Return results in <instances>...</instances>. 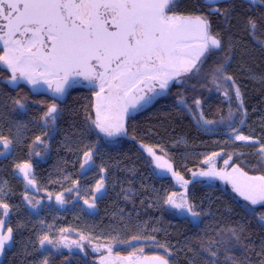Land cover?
Masks as SVG:
<instances>
[{
  "label": "snow or ice",
  "instance_id": "obj_1",
  "mask_svg": "<svg viewBox=\"0 0 264 264\" xmlns=\"http://www.w3.org/2000/svg\"><path fill=\"white\" fill-rule=\"evenodd\" d=\"M222 2L225 0H203L202 7L208 9L206 12L201 8L181 12L179 0H0V79L12 86L24 82L34 91H50L58 99H62L69 88L88 87L94 103L85 111L88 125L85 131L95 130L109 138L127 134L126 118L130 109L139 110L151 104L156 97L170 92L173 85L184 89L176 94L177 109L191 115L198 128L205 132L214 130L209 128L211 125H226L233 144L250 142L256 147L254 155L257 157L252 170L259 172L250 175L245 167L236 163L228 170L233 155H244L239 152L229 153L228 159L224 160L225 168L217 169L213 158L220 153L214 152L203 161L208 165L207 170L193 172V177L218 178L230 184L232 191L247 202L243 209L245 217L257 219L264 229V212L258 213L253 207L264 206V137L242 132L248 112L235 74L229 71L236 44L231 36L225 44L222 33L213 31L210 19L219 15L226 28L230 25L232 9H221L218 5ZM248 2L250 6L264 7V0ZM261 28H264V13L246 18L244 30L254 40ZM257 42L264 46V42ZM240 68L245 70L243 65ZM248 76L264 83V74L248 70ZM193 79L201 87L212 84L224 96L229 102L226 115L215 120L206 119L201 99L193 97L192 102H188L185 95L188 87L193 92L197 88L196 84H190ZM233 98L237 102L235 109L231 106ZM23 99H14L13 104L22 109L25 107ZM59 117L60 108L53 99L41 119L49 131H54ZM36 142L44 143L40 136L36 137ZM0 143L7 149L11 141L0 137ZM141 147L152 157L155 168L171 173L183 189L163 196V204L204 225L203 235L194 238L195 246L185 244L193 253L189 264H196L197 259L202 264H264V239L259 244L251 239L246 220H232L231 209L218 217L211 207L205 209L196 204L188 194L191 181L174 170L168 152L159 147L161 154L158 155L152 146ZM3 155L5 153L0 152V156ZM93 155V148L83 152L81 170L92 161ZM31 168V163L16 165L27 185L35 187ZM100 171L103 173L105 169ZM77 184L78 181H73V188ZM73 188L66 191L72 192ZM123 191L125 199H131V189ZM3 192V186H0V195ZM104 194V176H101L93 189L92 201L85 200L84 203L94 209L96 200ZM28 199L25 196V200ZM56 201L64 204L63 194H58ZM0 209H3L4 217L9 215V204L0 202ZM5 224L6 221L0 219V255L13 240V228L8 227L5 232ZM59 231L61 236L55 242L46 234L41 236L40 248L63 246L71 251L75 247L83 252L81 242L92 243L90 236L81 234L79 240H69L64 233L70 229ZM151 231L159 229L152 228ZM133 242L143 243L134 245ZM116 245H128L132 250L126 256L114 254ZM145 247L162 249L163 254L146 255ZM102 249L107 254L99 257V264H171L169 257L173 255L170 244L158 242L154 235L137 234L125 239L116 228L111 230L106 243L92 246L93 252ZM49 255H45L40 264H50Z\"/></svg>",
  "mask_w": 264,
  "mask_h": 264
},
{
  "label": "trees",
  "instance_id": "obj_2",
  "mask_svg": "<svg viewBox=\"0 0 264 264\" xmlns=\"http://www.w3.org/2000/svg\"><path fill=\"white\" fill-rule=\"evenodd\" d=\"M202 5L203 0H179L178 10L190 12L201 8L206 12L208 9ZM219 7L232 9L227 28L221 16L214 15L210 19L213 31L222 33L225 44L230 36L236 44L235 58L229 71L235 74L248 112L242 132L264 137V83L248 76V70L264 74V46L257 42H264V28L256 32L255 40L244 30L246 18L258 17L264 13V7L250 6L246 0H231ZM241 65L244 71H241ZM190 84H196L197 88L193 92L188 87L185 92L188 102L191 103L193 97L201 99L206 119L215 120L227 114L229 102L212 84L201 87L196 80ZM178 91L184 89L173 85L167 96L126 122L125 137L112 140L95 130L85 131L88 127L85 111L90 110L94 103L93 93L88 87H72L63 102L56 101L60 117L55 130L49 131L41 117L47 104L53 100L50 93L34 91L24 82L12 86L0 79V137L11 141L7 149L0 143V152L5 153L0 156V186L4 188L0 202L9 204V215L4 217L3 209H0V219L6 221L5 232L8 227L13 228L12 245L0 264H40L49 253L50 264H94L96 255L92 246L106 243L113 228L119 230L125 239L137 234L154 235L158 242L170 244L173 252L169 257L171 264H189L193 253L185 244L195 246L194 238L198 234L203 235L204 225L163 204V196L183 189L172 176L161 177L156 173L152 157L141 145L156 148L158 155L161 154L159 147H163L172 158L174 170L185 179L192 178L193 172L207 170L208 165L203 161L214 152L220 153L213 158L217 169L225 168L224 160L228 159L229 153L239 152L244 155H233L228 169L236 163L245 167L250 175L259 172L252 170L257 161L254 155L256 147L237 141L233 144L227 135L226 125H211L209 128L214 130L208 132L199 129L191 115L175 106ZM17 98H25L24 108L13 104ZM236 103L233 98V109ZM45 132L49 135L46 136ZM37 136L44 143L36 142ZM89 148H93V159L81 170L83 152ZM37 152L40 155H36ZM24 163L32 165L35 187L27 185L16 169L17 164ZM101 168L105 169L103 173ZM101 176H104L105 194L96 200V207L90 209L84 201H92L93 189ZM73 181H78L74 188ZM68 188H73V191L67 192ZM126 189H131V199H125L123 190ZM58 194H63L64 204L57 203ZM188 194L196 204L205 209L211 207L218 217L231 209L232 220L247 221L253 241L259 244L264 239V229L257 219L245 217L243 209L247 202L232 191L230 184L200 180L188 185ZM25 196L29 199L25 200ZM253 207L258 213L264 212V206ZM62 228L70 229L64 233L69 240H79L83 234L90 236L92 243L82 241L83 252L75 247L71 251L63 246L59 249L51 245L40 248L41 236L46 234L55 242L61 236L59 230ZM152 228L159 231L152 232ZM96 237L103 239L97 240ZM138 243L143 242H133L134 245ZM131 250L128 245H116L113 252L127 255ZM156 253L163 254V250L145 247L146 255ZM196 264H202V261L197 259Z\"/></svg>",
  "mask_w": 264,
  "mask_h": 264
},
{
  "label": "rangeland",
  "instance_id": "obj_3",
  "mask_svg": "<svg viewBox=\"0 0 264 264\" xmlns=\"http://www.w3.org/2000/svg\"><path fill=\"white\" fill-rule=\"evenodd\" d=\"M193 80H195V79H193ZM192 80V81H193ZM191 81V82H192ZM28 86H30V85H28ZM80 86H82V85H80ZM86 87V86H85ZM30 88H32L31 86H30ZM41 91H46V90H41ZM48 93H51L50 91H47ZM168 95V93L167 94H163V95H161L162 97H165V96H167ZM160 96V97H161ZM128 118V117H127ZM126 118V119H127ZM227 135H228V137H229V132L227 133ZM126 135H122V136H117V137H112V138H109V137H107L108 139H112V140H114V139H117V138H122V137H125ZM229 139H230V137H229ZM237 142H240V141H237ZM240 143H243V144H251L250 142L249 143H245V142H240ZM153 165H154V167H155V164H154V162H153ZM155 170H156V173L159 175V176H161V177H171L172 175H171V173H167V172H165L163 169H156L155 168ZM228 170H230V168L228 169ZM51 232H53V231H51ZM72 249H75L74 247L72 248ZM96 256H95V258H94V264H99V257L101 256V255H106L107 253H106V251L105 250H101V252H93ZM115 254V253H114ZM121 256H126V255H121Z\"/></svg>",
  "mask_w": 264,
  "mask_h": 264
},
{
  "label": "water",
  "instance_id": "obj_4",
  "mask_svg": "<svg viewBox=\"0 0 264 264\" xmlns=\"http://www.w3.org/2000/svg\"><path fill=\"white\" fill-rule=\"evenodd\" d=\"M229 1H231V0H225V2H229ZM246 1H248V0H246ZM222 3H224V2H222ZM69 90H70V88L67 90L65 96H64L62 99L54 98V97L52 96V93H50V95H51V97H52L53 99H56L57 102H63V101L65 100V98H66L67 93H68ZM133 111H134V110H133ZM173 180L176 182V180H175L174 178H173ZM187 180L191 181V183H190L189 185H191V184H193V183H196V182H198V181H200V180H210V181L218 180V181L224 182V181H222V180H219L218 178H208V177H199V176H197V177H192V178L187 179ZM176 183H177V182H176ZM12 241H13V240H12ZM12 241L9 242V244L6 246V248H10V247H11V245H12ZM2 255H3V254H2ZM2 255H0V261H1V259H2Z\"/></svg>",
  "mask_w": 264,
  "mask_h": 264
},
{
  "label": "flooded vegetation",
  "instance_id": "obj_5",
  "mask_svg": "<svg viewBox=\"0 0 264 264\" xmlns=\"http://www.w3.org/2000/svg\"><path fill=\"white\" fill-rule=\"evenodd\" d=\"M222 3H220L218 6H220ZM213 6H216L215 4L213 5ZM160 98H162V96L160 97H156L155 99H154V101L151 103V104H149V105H146L145 107H143L142 109H139V110H132V109H130L129 110V115H128V118L126 119V122L129 120V119H132L134 116H138V115H140V114H142V113H144V112H146L147 110H149L151 107H153V105L160 99ZM8 251V248H6L5 249V251H4V253H3V255H2V258L5 256V253Z\"/></svg>",
  "mask_w": 264,
  "mask_h": 264
}]
</instances>
